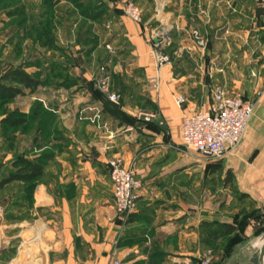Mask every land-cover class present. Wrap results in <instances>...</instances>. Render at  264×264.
Instances as JSON below:
<instances>
[{
  "label": "crops",
  "instance_id": "obj_1",
  "mask_svg": "<svg viewBox=\"0 0 264 264\" xmlns=\"http://www.w3.org/2000/svg\"><path fill=\"white\" fill-rule=\"evenodd\" d=\"M37 1L0 9V60L27 64L32 74L47 70L48 81L17 96L29 98L15 110L32 120L16 130L13 145L0 126V171H10L22 156L44 163L31 198L24 182L0 191V264H176L208 252L213 264L221 263L220 226L264 207V0H100L106 24L95 27L96 48L109 55L92 63L107 60L108 93L97 86L100 71L74 72L66 56L60 33L70 25L71 1L53 0L47 15ZM130 1L141 8V23L125 15ZM20 13L26 24L20 25ZM49 14V34L41 41L35 33ZM162 27L171 31L173 63L159 78L150 37ZM194 31L205 49L196 47ZM56 47L64 54L56 55ZM216 86L255 105L242 142L218 163L227 171H212L217 163L188 151L182 139L183 115L210 107ZM178 96L186 100L182 106ZM141 97L156 110L142 108ZM97 112V123L106 127L91 120ZM114 157L142 183L129 219L119 215L113 197ZM254 222L227 264H247L248 256L253 263L260 253L262 243L257 251L254 241L262 234L250 231Z\"/></svg>",
  "mask_w": 264,
  "mask_h": 264
},
{
  "label": "built area",
  "instance_id": "obj_2",
  "mask_svg": "<svg viewBox=\"0 0 264 264\" xmlns=\"http://www.w3.org/2000/svg\"><path fill=\"white\" fill-rule=\"evenodd\" d=\"M125 15L135 23L142 22L141 8L133 1L128 2L124 8ZM195 45L199 49L206 48V41L200 37L198 31L193 32ZM152 55L156 76L160 78L163 71L172 63L169 48L172 36L169 28L162 27L150 37ZM107 48L110 49L109 45ZM97 86L109 92V78L105 66L100 68ZM213 102L207 109H200L194 113H185L182 117V139L185 148L195 152L199 157L209 162H216L235 150L242 142L248 124L254 113L253 100L247 99L242 94H233L223 86L213 89ZM109 98L117 102L118 97L110 94ZM177 104L182 106L186 100L183 96L176 98ZM146 120H151L152 115H143ZM91 120L100 121L97 112ZM106 127L104 124L100 126ZM110 177L113 186V197L116 209L122 217L129 219L137 207L138 192L142 186L137 172L133 167H127L120 157L109 161ZM110 264H122L115 259ZM176 264H213V255L208 252L199 259L186 257Z\"/></svg>",
  "mask_w": 264,
  "mask_h": 264
},
{
  "label": "trees",
  "instance_id": "obj_3",
  "mask_svg": "<svg viewBox=\"0 0 264 264\" xmlns=\"http://www.w3.org/2000/svg\"><path fill=\"white\" fill-rule=\"evenodd\" d=\"M43 1L46 5H48V7H51V9H53V0ZM70 1L72 3V0ZM102 8V4L99 0V3L95 6V8L91 9L92 12H94V19L102 18L103 13L105 12V9ZM15 9H25V6H18ZM23 15L24 13H20L19 15V19L21 18L19 20L20 25L26 24V21L28 19L27 16L25 17ZM50 19H45L44 21L41 19L39 21V23L41 24L39 27L40 29L35 34L40 38L41 41L49 34L47 29L50 25ZM28 34L30 33L28 32ZM172 52L173 50L171 44L169 48L171 57ZM27 66L29 65H14L6 66V68L3 69V72L0 74V109L3 103L11 102L19 95H25V90L34 92L40 86L47 84V70H41L32 74L26 71ZM39 104L37 103V105ZM39 111L37 113L39 114L41 119L45 120L47 113L40 109ZM0 116L2 117L0 120L1 133L10 141L11 145H13L15 142L16 130L19 128L26 130L31 125L32 115L22 114L18 110H6L3 112V114L1 112ZM11 166L12 169L10 171H0V191L11 183H15L18 181L24 182L27 185V187L25 188L26 197L31 198L34 184L36 183L38 178L43 175L44 163L40 158L32 159L22 156L13 160ZM263 217V211L254 210L252 213L244 216V218L241 221H238L236 224H222L220 227L222 228V232L225 237L224 241H227V246L223 245V256H227V258H229L233 248L247 239L244 235V231L251 219L263 221ZM236 231H239V233H236L235 235L227 239V235H231ZM263 232L264 227H260V229L257 230L256 234H262Z\"/></svg>",
  "mask_w": 264,
  "mask_h": 264
},
{
  "label": "rangeland",
  "instance_id": "obj_4",
  "mask_svg": "<svg viewBox=\"0 0 264 264\" xmlns=\"http://www.w3.org/2000/svg\"><path fill=\"white\" fill-rule=\"evenodd\" d=\"M21 0H3L0 2V9L6 8V7H11V6H17ZM40 3V6L38 9L40 11H44L43 14L47 15L48 13L51 14V7H48L44 3L43 0H38ZM37 1V2H38ZM30 2L35 3L36 0H30ZM72 9H71V14H70V25L69 27L66 25L65 31H61L60 37L64 39L67 44L66 46V53L68 52V55L71 58V67L74 72H82V71H100V68L102 66H105L106 71L110 72L108 65L101 64L102 60L106 59L107 56L109 55V52L106 48H96V46L99 43V37L97 36L95 27L97 25H105V19H94V12H92L91 9L95 8V6L99 3V0H72ZM27 9H32L30 6H28ZM36 9V8H35ZM50 14L47 19H50ZM85 14V15H84ZM21 19V18H20ZM19 19V20H20ZM29 20V19H27ZM67 20V19H66ZM28 22V21H27ZM58 23V22H57ZM59 24V23H58ZM49 25L48 27H50ZM67 27L69 28L67 30ZM36 35V34H35ZM57 39H58V33H57ZM58 42V40H57ZM55 54L56 55H63L64 50L56 48L55 49ZM3 49H0V58L3 56ZM31 51L27 49L26 56L30 57ZM94 56L97 57L98 62L96 64H93L92 62L94 60ZM172 63H173V58H172ZM171 63V65H172ZM170 65V66H171ZM6 66H14L13 64L7 65V63H4L2 60H0V74L3 72V69L6 68ZM169 66V67H170ZM146 98V97H145ZM143 97L140 98V105L142 108H145L146 110H153L155 111V106L149 104L148 100ZM29 98L24 97L23 99H14L11 102L8 103H3L0 109V114L4 111H14L16 106L20 105L22 101H27ZM6 109V110H5ZM2 117L0 116V119ZM223 159V158H222ZM222 159L214 162L217 164H214V166L211 168L212 171H227L222 165H218L219 162L222 161ZM258 210L263 211V216H264V207L263 209L259 208ZM260 227H264V217L263 221L261 220H256V222L251 224L250 231H253L254 234H256L257 230L260 229ZM257 235V234H256ZM260 234H258L259 236ZM263 238H264V232L262 233V236L258 237L257 241L255 240L254 243H258L259 246L257 247V251L260 250V244L262 243L263 245ZM262 239V240H261ZM254 240V239H253ZM224 245L227 246V241H224ZM256 257H259V254L256 255ZM227 256H223V253H221L220 261L221 263L219 264H227ZM219 261V262H220ZM247 264H252L249 261V256L245 259Z\"/></svg>",
  "mask_w": 264,
  "mask_h": 264
},
{
  "label": "water",
  "instance_id": "obj_5",
  "mask_svg": "<svg viewBox=\"0 0 264 264\" xmlns=\"http://www.w3.org/2000/svg\"><path fill=\"white\" fill-rule=\"evenodd\" d=\"M156 122L158 124H160L163 128H166L165 121H164L162 115L157 116ZM253 263L254 264H264V242H263V245L261 247L259 257H256L254 259Z\"/></svg>",
  "mask_w": 264,
  "mask_h": 264
},
{
  "label": "bare ground",
  "instance_id": "obj_6",
  "mask_svg": "<svg viewBox=\"0 0 264 264\" xmlns=\"http://www.w3.org/2000/svg\"><path fill=\"white\" fill-rule=\"evenodd\" d=\"M263 242H264V238H263Z\"/></svg>",
  "mask_w": 264,
  "mask_h": 264
}]
</instances>
